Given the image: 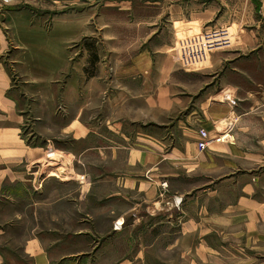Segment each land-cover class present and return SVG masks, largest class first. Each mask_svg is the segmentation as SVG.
Listing matches in <instances>:
<instances>
[{"label":"crops","instance_id":"0c3cea01","mask_svg":"<svg viewBox=\"0 0 264 264\" xmlns=\"http://www.w3.org/2000/svg\"><path fill=\"white\" fill-rule=\"evenodd\" d=\"M260 12H233L228 0H0V264H51L34 211L20 210L31 208L35 167L57 156L53 140L82 143L101 118L125 129L175 115L178 144L189 136L196 152L200 129L214 136L236 117V144L203 153L237 168L251 160L240 187L254 191L264 178V20L249 22ZM199 34L207 55L191 53Z\"/></svg>","mask_w":264,"mask_h":264},{"label":"rangeland","instance_id":"374dc122","mask_svg":"<svg viewBox=\"0 0 264 264\" xmlns=\"http://www.w3.org/2000/svg\"><path fill=\"white\" fill-rule=\"evenodd\" d=\"M239 4L260 6L249 24L264 20V0H228L233 12ZM229 35L234 44L237 34ZM203 38L191 39L192 54H208ZM138 87L131 83L133 92ZM165 117L161 124L133 118L125 129H108L101 118L99 133L82 143L53 140L47 154L57 156L35 167L31 208L20 210L30 218L34 211L51 264H264V178L254 191H243L251 160L237 168L194 152L189 136L178 144L175 115ZM237 120L228 117L213 128L234 125L224 145L236 144ZM231 171L237 177H225Z\"/></svg>","mask_w":264,"mask_h":264},{"label":"built area","instance_id":"2783aa9c","mask_svg":"<svg viewBox=\"0 0 264 264\" xmlns=\"http://www.w3.org/2000/svg\"><path fill=\"white\" fill-rule=\"evenodd\" d=\"M25 2H34L38 0H24ZM221 132H217L216 136L210 135L206 129H200L198 132V149L200 152H205L209 150L210 147L216 143L228 144L231 143L234 135V125H229L224 128Z\"/></svg>","mask_w":264,"mask_h":264},{"label":"bare ground","instance_id":"6f19581e","mask_svg":"<svg viewBox=\"0 0 264 264\" xmlns=\"http://www.w3.org/2000/svg\"><path fill=\"white\" fill-rule=\"evenodd\" d=\"M178 202H180V199H178Z\"/></svg>","mask_w":264,"mask_h":264}]
</instances>
